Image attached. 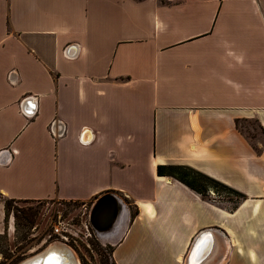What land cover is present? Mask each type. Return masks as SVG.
<instances>
[{
  "label": "crops",
  "instance_id": "obj_1",
  "mask_svg": "<svg viewBox=\"0 0 264 264\" xmlns=\"http://www.w3.org/2000/svg\"><path fill=\"white\" fill-rule=\"evenodd\" d=\"M0 193L114 194L115 264H264V0H0Z\"/></svg>",
  "mask_w": 264,
  "mask_h": 264
},
{
  "label": "rangeland",
  "instance_id": "obj_2",
  "mask_svg": "<svg viewBox=\"0 0 264 264\" xmlns=\"http://www.w3.org/2000/svg\"><path fill=\"white\" fill-rule=\"evenodd\" d=\"M90 205L89 202L55 199L14 202V210L34 212L33 222L30 225H23V220L16 223L10 212L6 226L3 224L0 231V251L7 254L5 258L0 253V261L2 264H18L50 244L62 243L75 253L79 264H104L105 260L107 264H113L109 251L113 248L112 243L102 240L89 224ZM129 210L132 214L134 209L129 205ZM59 219L66 223L65 238L52 233V226Z\"/></svg>",
  "mask_w": 264,
  "mask_h": 264
},
{
  "label": "trees",
  "instance_id": "obj_3",
  "mask_svg": "<svg viewBox=\"0 0 264 264\" xmlns=\"http://www.w3.org/2000/svg\"><path fill=\"white\" fill-rule=\"evenodd\" d=\"M157 174L158 175H166L171 176L186 186L192 188L193 190L205 195V191L207 188L211 189L212 192L216 193H223L226 195H235L238 199L243 198V195L236 192L234 189L230 188L226 184L211 178L199 171L194 170L188 166H175V165H157ZM0 201L3 204V224L4 227L8 221V217L10 212L13 214L16 223L23 220V225H30L33 222L34 212L29 209H15L13 208L12 204L18 201L24 200H17L13 198H8L0 193ZM113 248H109L110 254L112 253ZM3 257L6 258L7 255L4 251H0ZM2 260V259H1ZM3 261H0L2 264ZM104 264H107V260L104 261ZM113 264H115L113 262Z\"/></svg>",
  "mask_w": 264,
  "mask_h": 264
},
{
  "label": "water",
  "instance_id": "obj_4",
  "mask_svg": "<svg viewBox=\"0 0 264 264\" xmlns=\"http://www.w3.org/2000/svg\"><path fill=\"white\" fill-rule=\"evenodd\" d=\"M31 109L26 110L24 108L22 110L26 114L31 115L34 111ZM122 209L123 204L118 197L112 193H105L96 198L91 205L88 217L89 224L93 231L98 235H106L110 233L116 227ZM205 233L206 232L200 234L198 240L193 244L190 257L194 251V247L197 245L198 241L205 236Z\"/></svg>",
  "mask_w": 264,
  "mask_h": 264
},
{
  "label": "bare ground",
  "instance_id": "obj_5",
  "mask_svg": "<svg viewBox=\"0 0 264 264\" xmlns=\"http://www.w3.org/2000/svg\"><path fill=\"white\" fill-rule=\"evenodd\" d=\"M206 235V234H205ZM102 240H107L106 235H99ZM203 243H205L203 241ZM206 244V243H205ZM203 250H199V244L194 247L191 255L192 261L200 256ZM62 258V259H61ZM18 264H79L75 253L62 243L50 244L39 253L22 260Z\"/></svg>",
  "mask_w": 264,
  "mask_h": 264
},
{
  "label": "built area",
  "instance_id": "obj_6",
  "mask_svg": "<svg viewBox=\"0 0 264 264\" xmlns=\"http://www.w3.org/2000/svg\"><path fill=\"white\" fill-rule=\"evenodd\" d=\"M92 205V203H91ZM91 205H90V208H91ZM90 210V209H89ZM67 231V228H66V223L63 221V220H57L56 223L53 224L52 226V233L53 234H57V235H60L62 236L63 238H65L63 236V234Z\"/></svg>",
  "mask_w": 264,
  "mask_h": 264
}]
</instances>
